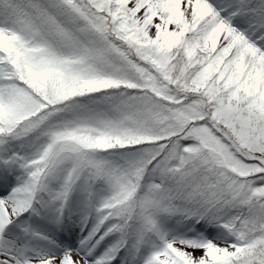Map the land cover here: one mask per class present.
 <instances>
[{"label": "snow or ice", "instance_id": "obj_1", "mask_svg": "<svg viewBox=\"0 0 264 264\" xmlns=\"http://www.w3.org/2000/svg\"><path fill=\"white\" fill-rule=\"evenodd\" d=\"M0 264H264V0H0Z\"/></svg>", "mask_w": 264, "mask_h": 264}]
</instances>
